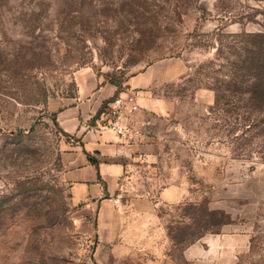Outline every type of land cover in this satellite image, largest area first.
I'll list each match as a JSON object with an SVG mask.
<instances>
[{"label":"rangeland","instance_id":"obj_1","mask_svg":"<svg viewBox=\"0 0 264 264\" xmlns=\"http://www.w3.org/2000/svg\"><path fill=\"white\" fill-rule=\"evenodd\" d=\"M259 32L264 0H0V264H264V60L248 52ZM167 61L178 117L154 124L161 169L185 174L191 196L102 247L62 178L47 102L84 72L125 88ZM222 233L238 239L224 249L211 240Z\"/></svg>","mask_w":264,"mask_h":264},{"label":"crops","instance_id":"obj_2","mask_svg":"<svg viewBox=\"0 0 264 264\" xmlns=\"http://www.w3.org/2000/svg\"><path fill=\"white\" fill-rule=\"evenodd\" d=\"M177 70L174 61L156 63L131 76L125 88L94 72H84L73 95L47 102L62 131V178L82 207L84 222L93 218L96 242L102 247L125 244L138 228L157 218L161 204L183 202L191 196L185 174L172 170L164 175L160 158L164 136L154 129L156 120L170 122L178 117V98L162 89L166 81L176 79ZM124 91L135 92L141 105L129 117L141 130L132 143L111 129H100L97 123L102 107ZM236 239L238 235L227 233L211 238L224 249Z\"/></svg>","mask_w":264,"mask_h":264},{"label":"built area","instance_id":"obj_3","mask_svg":"<svg viewBox=\"0 0 264 264\" xmlns=\"http://www.w3.org/2000/svg\"><path fill=\"white\" fill-rule=\"evenodd\" d=\"M138 96L133 91H124L113 97L101 111L97 123L101 128L115 131L125 141L135 142L141 130L129 121L132 113L140 109Z\"/></svg>","mask_w":264,"mask_h":264},{"label":"trees","instance_id":"obj_4","mask_svg":"<svg viewBox=\"0 0 264 264\" xmlns=\"http://www.w3.org/2000/svg\"><path fill=\"white\" fill-rule=\"evenodd\" d=\"M250 39L248 40L251 49L248 51L249 54L254 57L260 58V60H264V32L249 34ZM106 105V104H105ZM102 107L101 111L105 107ZM100 111V112H101ZM54 117V116H53ZM55 118V117H54ZM56 120V118H55ZM229 222H224L222 225L228 224Z\"/></svg>","mask_w":264,"mask_h":264}]
</instances>
